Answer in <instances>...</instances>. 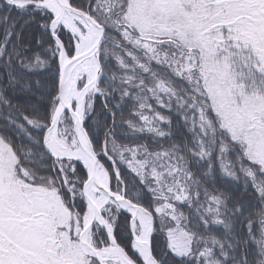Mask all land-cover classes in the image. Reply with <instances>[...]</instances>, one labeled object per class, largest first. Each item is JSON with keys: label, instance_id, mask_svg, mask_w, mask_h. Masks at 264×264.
I'll list each match as a JSON object with an SVG mask.
<instances>
[{"label": "trees", "instance_id": "16d2710c", "mask_svg": "<svg viewBox=\"0 0 264 264\" xmlns=\"http://www.w3.org/2000/svg\"><path fill=\"white\" fill-rule=\"evenodd\" d=\"M70 2L99 18L106 28L100 83L106 104L99 93L88 97L85 127L111 176L112 190L125 191L129 200L152 213L155 258L160 264H264V160L256 154L257 139L248 137L216 107L198 71L192 70V78L179 75L172 64L156 61L124 38L122 28L141 38L139 28L126 20L130 0ZM53 17L42 6L12 7L0 0V143L8 145L6 155L14 156L18 180L48 193L46 199L55 195L56 205L62 202L73 232L75 216L86 210L81 193L85 168L77 161H57L44 144L57 107L59 54L49 31ZM143 30L150 39L181 46L160 26ZM209 31L218 43L219 59L229 60L230 71L244 91L264 95L260 58L244 40L238 20L212 23ZM59 36L73 55L72 35L61 28ZM193 51L200 59V51ZM143 116L151 123L143 122ZM246 120L256 125L253 109L247 111ZM63 124L71 139L72 124L66 116ZM105 141L108 155L103 152ZM157 156L177 163L188 174V199L176 202L174 213L161 206L166 197L156 189V175L164 169L155 162ZM125 162L143 169V177ZM103 215L114 227L119 245L144 264L132 248L131 215L114 203L105 207ZM31 220L26 224L31 226ZM38 233L43 238L31 248L30 263L66 264L61 249L49 245L45 231ZM92 234L98 248L110 244L100 225L95 224ZM72 236L78 242V234ZM181 241L188 246L185 254L177 249ZM49 246L54 255H46ZM75 262L98 264L87 255Z\"/></svg>", "mask_w": 264, "mask_h": 264}, {"label": "rangeland", "instance_id": "374dc122", "mask_svg": "<svg viewBox=\"0 0 264 264\" xmlns=\"http://www.w3.org/2000/svg\"><path fill=\"white\" fill-rule=\"evenodd\" d=\"M40 1L45 2L44 0ZM46 2L49 8L55 9V1L46 0ZM114 3L112 1V4ZM233 18L238 20L244 40L260 58L262 73L264 74V0H130L126 20L132 27L139 28L141 38L134 36L125 28H122V33L124 38L146 50L148 55L156 61L172 64L179 75L187 74L192 78V70L198 71L206 83L207 89L212 92L216 107L223 111L228 120L245 131L248 137L253 135L257 139L256 154L264 160V95L249 94L244 91L243 84L239 83L237 77L230 71L229 60L219 59L218 43L209 36L212 23L222 22L226 24L230 23ZM157 26H160L162 31L167 32L166 34L171 33L170 36H176L177 43H181V46L172 41L162 42V39H150L144 35L143 29L151 31ZM77 27L84 35H88L91 31L90 26L85 24H81V28L78 25ZM74 37H76V44L80 39L76 35ZM195 48L200 51V59L194 54L193 49ZM95 71V63L88 62L79 70V73L74 75V83L71 82V85L75 87L78 83V93H81L87 86L90 75L94 74ZM93 91H95L94 87L89 90L88 96ZM74 101L75 103L78 102L77 100ZM251 109L254 110L256 116L255 126H250L246 120V113ZM150 119L148 116L142 117L146 124L151 123ZM63 126L65 127L64 124ZM63 128L62 130L58 128L57 132L54 129L49 132L47 147L50 149L49 145L55 139L57 144L69 147L77 153L80 152V144L77 139L74 137L70 139ZM5 148L7 149L8 145L0 143V264H37L30 263L29 260L31 259L30 256H34L31 248L37 246V242L43 238V235L38 233L39 230L45 231L50 240V246L53 248L58 246L61 249L60 251L66 259L63 261L64 263L82 262L83 255L86 254L80 250L79 240L76 242L72 239V235L77 234L79 238L82 213L75 216L74 228L76 231L70 232L73 225L71 226L72 223L70 224L68 219L69 214L67 212L69 211H66L67 209L62 205V202L59 203L60 206L53 203L54 200L58 202L55 195L52 197L53 201L46 199L48 193L43 194L41 189L33 188L31 185L18 180L17 174L14 175L16 168L14 156L12 152H8L5 160ZM165 156L168 155L165 154ZM155 162L164 169L163 172L156 175V189L160 195L166 197L161 206L168 213H174L175 203L188 199L189 194L185 183L188 174L177 163L169 164L168 160H162L160 156H157ZM127 163L125 162L133 172L143 177V169L138 170L137 167H131ZM52 194L54 193L52 192ZM38 200H41L42 203H38ZM48 216L52 220L47 218ZM31 218L33 223L29 226L26 223ZM136 222L139 229L136 228V225L133 226V234L135 235L133 248L136 247L137 238L143 237L146 233L147 225L150 224L151 220L147 214H142ZM177 242L179 243V241ZM185 243V241H181L177 246L180 254L187 252L188 246ZM50 246L45 248L47 256L54 255ZM112 248V245L108 247L105 245L100 249V252L112 264H121V260L112 252ZM46 255L44 254L43 257ZM138 256L142 260L143 256L140 253Z\"/></svg>", "mask_w": 264, "mask_h": 264}, {"label": "water", "instance_id": "95a60500", "mask_svg": "<svg viewBox=\"0 0 264 264\" xmlns=\"http://www.w3.org/2000/svg\"><path fill=\"white\" fill-rule=\"evenodd\" d=\"M6 1H8L12 6L36 4V5H42V6L48 7V5L46 4L47 3L46 1L43 3H38V4L32 3V2L27 1V0H6ZM53 1H55V4L62 11V14L60 16L61 19L64 18L65 16L66 17L68 16L71 19H73L75 21V23L78 21V22L84 24V22H85V24H89L91 26L93 25L94 29H95L94 44H96V45H95L93 52L89 55H84V53H83L80 56L75 57L73 59L68 58L69 60H67L65 58V54H66L65 47H64L62 41L60 40L58 34L54 31H52V35L57 40L59 48H60V53H59L60 75H59V82H58V94L56 96V99L59 101V105H58V107L54 113L49 131L54 129L57 132L63 116L65 115L66 112L69 114V117H70L71 122L73 124V131L75 133L77 142L79 144H81L82 143L81 140L83 139L84 140L83 144L85 143L84 146L87 147V150H86L85 156H84V160L82 162L83 166L86 169L85 176H84V188L86 187L85 185L87 182V178H89V177H92L94 180V183L97 184L99 187L98 196L96 197V199L92 203H88L87 209H86L85 214L82 218V226H81V230H80L81 248L85 253H87L90 256H92L93 258L97 259L100 264H110L108 261H106L104 258L101 257V255L99 254L97 249L94 247V245L92 244V241L89 237V233H90L89 229L92 228V226L89 224V220H90L93 213H100V216H99L100 219L97 220V222L107 229V232L109 234L111 241L115 244V246H117L118 248L121 249V247L117 243V240L114 236L113 231L109 230V225L102 215V210L99 208L101 201L105 197H107L109 199L107 201V203L110 202L111 200H114L115 202L120 204L123 209H125L128 212H130L129 209L125 208L124 206L129 207L131 209H135L139 212H143L149 216L151 222H150V233H149V240H148L149 241L148 254H149V257L153 261L154 264H159L158 261L153 256L152 249H151V237H152V233L154 231V218H153L152 214L146 208H144L140 205H137V204L131 202L130 200H128L127 198H125L124 195H120V194L112 191V189L110 187L109 176H108V174H106V169H105L103 163L99 160L95 142H94L92 136L89 134V132L85 128L83 115L82 116L79 115L77 113V110L74 109L73 103L69 97L67 87H66L65 74H66V71H67L69 65L70 64L72 65L73 63L76 64V63H79L81 61H85V59L87 57H92L95 59L94 63L96 66L95 90L100 94V96L102 98H104L103 92L100 88V81H101V77H102V73H103V69H102V65H101V61H100V51H101V47H102V44H103V41H104V38L106 35L105 27H104L103 23L98 18L91 15L87 11H84V10H81V9L74 7L70 3L69 0H53ZM21 2L23 4H20ZM52 11L54 13V19L51 23V30H52L53 25L58 20H60V18L58 16H56L54 10H52ZM62 26H64V25H62ZM84 103H85V98H84ZM82 114H84V111L82 112ZM49 131H48V133H49ZM48 133L46 135V139H47ZM104 152H105V154H107V142L106 141L104 142ZM92 187L94 188V186H92Z\"/></svg>", "mask_w": 264, "mask_h": 264}, {"label": "bare ground", "instance_id": "6f19581e", "mask_svg": "<svg viewBox=\"0 0 264 264\" xmlns=\"http://www.w3.org/2000/svg\"><path fill=\"white\" fill-rule=\"evenodd\" d=\"M6 2H8V1H6ZM19 6L23 7V6H26V5H17V6H12V7H19ZM54 12H55L56 16H58L60 18L61 14H62V11L57 5L55 6ZM52 21H53V19H52ZM51 23H50V26H49V31H50L51 35H52V31H54L59 36V30L61 28H64L68 33H70L72 35L74 42L76 41V37H74L75 35L79 37L78 39H80V41L78 40V42H77V46L74 49L73 55H69L63 40L59 36L60 40L62 41V43H63V45L65 47V52H66L65 58L67 60L73 59L75 57H78V56H80L83 53H84V55H89V54H91L93 52V50L95 48V45H96V44H94V41H95V29H94L93 25L91 26L89 24H85V22H84L85 25H88L91 28V31L88 33V35H84L78 29L75 21L73 19H71L70 17H68V16L67 17L65 16L62 19L60 18V20H58L53 25L52 30H51ZM62 25H64V26H62ZM52 37H53V35H52ZM53 39L55 41V47L57 48V51H58V54H59L60 53V48H59L58 42H57V40L54 37H53ZM100 56H101V51H100ZM88 62H93L94 63L95 59L92 58V57H87L85 59V61H81V62L76 63V64L73 63L72 65L70 64L68 69H67V71H66V74H65L66 87H67V91H68L69 97H70V99H71V101L73 103L74 109L77 110V113L79 115H81V116L83 115L82 114L83 111H87L88 110L87 104L84 103V98L86 97V95H87V93L89 92L90 89H92L93 87L95 88L96 71H95L94 74L90 75L91 76L90 80L88 81V84L83 89V91H81V93H78V90H77V87H79L78 83L75 85V87H73L71 85V82L74 83V80H73L74 75L76 73H79V70L82 67H84L86 65V63H88ZM59 75H60V67H59L58 80H57V89H58ZM57 94H58V91H57ZM57 94H56V96H57ZM101 99H102V101H103V103L105 105L106 104L105 103V99L102 98V97H101ZM55 100L57 101V107H58L59 101L56 99V97H55ZM74 100H77L78 102L76 101L77 103H75ZM57 107H56V109H57ZM56 109H55V111H56ZM55 111H54V113H55ZM65 115H66V117L69 120H71L70 117H69V114L67 112L65 113ZM65 115L62 118V122H63V120L65 118ZM53 116H54V114H53ZM52 119H53V117H52ZM64 132L66 134V131H64ZM66 135H68V134H66ZM73 137H74V139H76L74 131H73ZM81 142L82 143L80 144V148H79L80 152H78V153H77V151H74L73 149H71L69 147H64V145L57 144V141H55V139H53L51 141L49 147H50V150L55 154L56 157L67 156V157H64L67 160H73L74 161V160L77 159V160L83 162L87 147L84 146L85 143L83 144V142H84L83 139L81 140ZM6 158H7V155L4 156L5 160H6ZM85 186L86 187L83 189V193H84V197H85L84 200H85L86 208H87L88 203H92L96 199V197L98 196L99 187H98L97 184L94 183V180H93L92 177L87 178V182H86ZM92 186H94V188ZM108 200L109 199L107 197H105L101 201V203L99 205V208L101 210L103 209L104 205L107 203ZM124 207L129 209V211L131 212L133 217L135 216V221L138 220V218H140L142 216V214L146 215L145 213L139 212V211H137L135 209H131V208L126 207V206H124ZM99 216H100V213H93L92 214V216H91V218L89 220V224L92 227H93L94 222L100 219ZM149 228H150V224L147 225V231L144 234V236L137 238L136 243H135V246H136L135 248L143 256V258L145 259L146 264H154L153 261L150 259L149 254H148V244H147V242H148V238H149ZM91 230L92 229H89V231H91ZM79 247H81L80 244H79ZM112 252L114 254H116L118 259L121 260V262L123 264H133V262L130 260V258L126 255V253L123 250H121V249H119L117 247H114V248H112Z\"/></svg>", "mask_w": 264, "mask_h": 264}, {"label": "flooded vegetation", "instance_id": "af4514ba", "mask_svg": "<svg viewBox=\"0 0 264 264\" xmlns=\"http://www.w3.org/2000/svg\"><path fill=\"white\" fill-rule=\"evenodd\" d=\"M9 186V185H8Z\"/></svg>", "mask_w": 264, "mask_h": 264}]
</instances>
